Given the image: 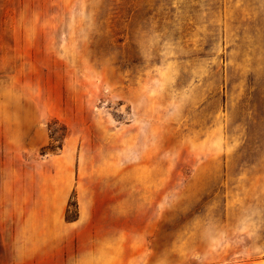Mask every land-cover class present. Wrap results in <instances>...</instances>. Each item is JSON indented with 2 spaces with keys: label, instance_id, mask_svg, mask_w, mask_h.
<instances>
[{
  "label": "rangeland",
  "instance_id": "rangeland-1",
  "mask_svg": "<svg viewBox=\"0 0 264 264\" xmlns=\"http://www.w3.org/2000/svg\"><path fill=\"white\" fill-rule=\"evenodd\" d=\"M66 177L121 264H264V0H0V264Z\"/></svg>",
  "mask_w": 264,
  "mask_h": 264
},
{
  "label": "crops",
  "instance_id": "crops-1",
  "mask_svg": "<svg viewBox=\"0 0 264 264\" xmlns=\"http://www.w3.org/2000/svg\"><path fill=\"white\" fill-rule=\"evenodd\" d=\"M53 191L52 208L43 210L40 218L17 226L14 241L17 263L70 264L71 252L72 264H121V259L128 256L125 244L138 240L137 229L125 236L121 229L99 220L94 206L98 196L80 191L77 194L79 217L68 221L64 217L70 192L68 177ZM129 248L136 250L132 245Z\"/></svg>",
  "mask_w": 264,
  "mask_h": 264
},
{
  "label": "trees",
  "instance_id": "trees-1",
  "mask_svg": "<svg viewBox=\"0 0 264 264\" xmlns=\"http://www.w3.org/2000/svg\"><path fill=\"white\" fill-rule=\"evenodd\" d=\"M71 205H72V202L69 201L68 207H70ZM75 205H76V202H75ZM67 212H68V208H67ZM77 218H78L77 214H75L73 216H68V215L66 216V219L69 220V221L75 220Z\"/></svg>",
  "mask_w": 264,
  "mask_h": 264
}]
</instances>
